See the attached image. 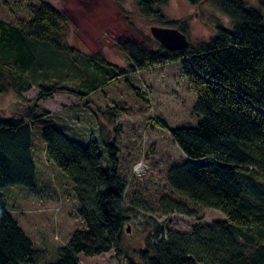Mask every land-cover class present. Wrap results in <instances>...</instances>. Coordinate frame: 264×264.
Masks as SVG:
<instances>
[{
    "label": "trees",
    "instance_id": "16d2710c",
    "mask_svg": "<svg viewBox=\"0 0 264 264\" xmlns=\"http://www.w3.org/2000/svg\"><path fill=\"white\" fill-rule=\"evenodd\" d=\"M35 1L26 5V16L17 17L15 23L0 19V96H25L33 89L39 93L24 99L23 116L0 111V192L13 187L36 189L33 135L42 128L46 156L74 184L78 213L86 225L59 249L56 264H81V256L98 257L112 250L120 257L132 214L140 206L124 207L129 186L121 174L119 146L104 132L101 114L93 111L108 150V168L97 140L88 146L71 140L56 126V115L40 103L62 94L89 98L100 86L122 79L143 98L127 77L173 63L181 66L197 97L193 108L199 120L192 126H164L186 156L183 164L168 172V184L182 201L219 210L227 221L196 222L187 233L155 226L140 254L143 263L123 260L126 264H264V0L259 9L250 8L246 0H210L232 24L218 25L217 35L197 46L190 41L189 20H172L163 13L170 0H135L144 20L179 29L190 46L173 51L121 39L117 45L129 69L113 65L101 53L81 54L70 46L71 18L49 1ZM106 73L110 76L101 80ZM98 79L101 84L92 87ZM123 115L116 106L108 108L104 117L114 123ZM159 206L163 216H193L188 205L176 199L164 197ZM46 258L12 217L0 193V264H42Z\"/></svg>",
    "mask_w": 264,
    "mask_h": 264
},
{
    "label": "rangeland",
    "instance_id": "374dc122",
    "mask_svg": "<svg viewBox=\"0 0 264 264\" xmlns=\"http://www.w3.org/2000/svg\"><path fill=\"white\" fill-rule=\"evenodd\" d=\"M30 1L0 0V19L15 23L17 17L26 16L25 7ZM46 1L71 18L70 46L81 54L92 56L101 53L113 65L129 69L128 60L117 45L119 40L132 38L155 49L160 46L151 34V29L159 25L140 16L135 0ZM202 1L200 5H193L189 0H170L163 9V13L172 20H189L190 41L195 46L216 36L218 25L230 28L232 24V20L217 10L210 0ZM246 1L250 8H260V0ZM7 2L16 15L12 14ZM18 2L20 5L17 6ZM33 3L37 2L33 0ZM58 55L61 56V53ZM50 56L53 57L52 54ZM108 76L110 74H103L100 79ZM127 78L141 89L143 98L136 96L126 80L122 79L109 86H100L89 98L62 94L40 103L41 108L56 115V126L71 140L85 146L97 140L105 158L104 165L108 168L111 165L108 150L103 144L104 135L96 115H93L94 112L101 114L103 119L99 116V122L104 132L115 139L119 146L121 174L129 186L124 207H134L131 203L140 206L132 214V224L127 228L120 257L112 250L98 257L81 256V264H126V257L143 263L140 254L145 250L147 237L152 235L155 226L187 233L191 232L196 222L207 225L227 221L226 215L219 210L182 201L173 194L168 184V172L173 166L183 164L186 156L164 126H192L199 120L193 108L197 97L181 66L176 63L158 66L130 74ZM101 80L92 82L91 86L101 84ZM38 94V90L33 89L25 96L14 93L0 96V111H5L7 115L23 116L24 99H33ZM73 106L74 110L66 111ZM116 106L123 109L124 115L113 123L104 114L108 108ZM33 136L36 189L30 192L25 187L3 188L0 193L5 196L12 217L35 243V249L47 255L42 264H56L59 249L67 247L73 235L86 225L78 213L80 203L74 184L46 156L47 146L42 128H37ZM164 197L188 205L193 216L178 213L163 216L159 202Z\"/></svg>",
    "mask_w": 264,
    "mask_h": 264
},
{
    "label": "water",
    "instance_id": "95a60500",
    "mask_svg": "<svg viewBox=\"0 0 264 264\" xmlns=\"http://www.w3.org/2000/svg\"><path fill=\"white\" fill-rule=\"evenodd\" d=\"M151 34H153V38L157 40L160 45H162L167 50H184L188 49L190 46L188 37L179 29L169 27L163 28L156 26L151 29Z\"/></svg>",
    "mask_w": 264,
    "mask_h": 264
}]
</instances>
